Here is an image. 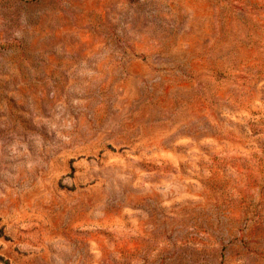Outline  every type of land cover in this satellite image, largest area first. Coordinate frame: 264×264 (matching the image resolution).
<instances>
[{
  "label": "rangeland",
  "instance_id": "1",
  "mask_svg": "<svg viewBox=\"0 0 264 264\" xmlns=\"http://www.w3.org/2000/svg\"><path fill=\"white\" fill-rule=\"evenodd\" d=\"M0 264H264V0H0Z\"/></svg>",
  "mask_w": 264,
  "mask_h": 264
}]
</instances>
